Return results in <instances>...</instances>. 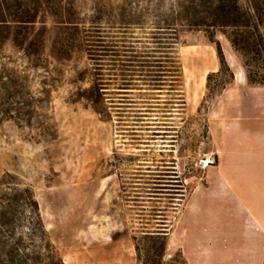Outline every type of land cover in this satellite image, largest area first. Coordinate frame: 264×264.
Masks as SVG:
<instances>
[{
  "label": "rangeland",
  "instance_id": "1",
  "mask_svg": "<svg viewBox=\"0 0 264 264\" xmlns=\"http://www.w3.org/2000/svg\"><path fill=\"white\" fill-rule=\"evenodd\" d=\"M72 2L81 17L91 15V0ZM240 3L247 6L246 0ZM60 20L42 13L31 26L44 42L38 66L9 40L0 53V65L24 76L35 98L29 126L0 122V177L10 173L32 189L65 264H194L189 198L196 183L216 176L203 171L219 164L218 155L221 164L235 166L230 179L235 199L258 188L264 176V86L247 82L241 56L217 31L235 80L222 92H208L207 74L219 66L216 44L202 31L186 32L175 49L179 91L158 94L138 86L143 90L127 95L136 106L119 102L120 71L106 70L113 56L105 52L99 62L110 114L104 109L99 114L82 98L94 66L85 47L70 49L71 30ZM156 97L163 102L147 113L150 118L131 108L144 110L145 101ZM175 97L185 104L172 105L180 101ZM168 110H174L170 116ZM156 128L169 131L157 134ZM204 156L214 162L202 168ZM220 193L215 184L213 194ZM145 231L167 235L163 256L147 248L162 236L144 240Z\"/></svg>",
  "mask_w": 264,
  "mask_h": 264
},
{
  "label": "trees",
  "instance_id": "2",
  "mask_svg": "<svg viewBox=\"0 0 264 264\" xmlns=\"http://www.w3.org/2000/svg\"><path fill=\"white\" fill-rule=\"evenodd\" d=\"M246 2L247 6L240 0H91L92 13L84 19L72 0H0V53L9 40L32 66H38L44 42L31 26L42 13L62 19L58 22L71 30L67 39L70 49L85 47L94 66L88 71L91 80L82 98L99 114L102 109L110 114L103 102L106 91L101 72L105 69L99 62L105 52L111 51L108 55L116 57L108 60L112 67L106 70L120 71L119 102L128 100V106H136L137 101L127 95L133 88L143 90L138 86H147L158 94L179 91L181 67L176 44L183 33L202 31L216 44L219 61L218 69L207 74L206 89L222 92L234 82L235 74L216 38L217 31H221L241 56L247 82L264 86V0ZM138 30L146 35H135ZM104 42H111V48H106ZM161 98L145 101L148 105L142 107L144 110L131 108H138L139 116L148 117L147 113L163 102ZM173 100L180 101L170 102L172 105L185 104L183 97ZM34 102L26 78L15 69L0 65V122L12 120L29 126ZM172 111L164 113L170 116ZM156 129L152 131L157 134L169 131ZM153 236L162 237H158V245L148 246V251L156 250L163 256L167 235L145 231L141 238L148 240ZM136 248L139 250L138 244ZM0 264H65L51 241L32 189L22 186L10 173L0 177Z\"/></svg>",
  "mask_w": 264,
  "mask_h": 264
},
{
  "label": "crops",
  "instance_id": "3",
  "mask_svg": "<svg viewBox=\"0 0 264 264\" xmlns=\"http://www.w3.org/2000/svg\"><path fill=\"white\" fill-rule=\"evenodd\" d=\"M218 159L217 166L203 171L216 176L196 183L189 198L195 213L194 264H264V176L258 188L235 199L230 179L236 167ZM215 184L218 195L213 194Z\"/></svg>",
  "mask_w": 264,
  "mask_h": 264
},
{
  "label": "built area",
  "instance_id": "4",
  "mask_svg": "<svg viewBox=\"0 0 264 264\" xmlns=\"http://www.w3.org/2000/svg\"><path fill=\"white\" fill-rule=\"evenodd\" d=\"M214 160L211 158H207V156H204L201 160H200V165L202 168L204 167H208L210 164H213Z\"/></svg>",
  "mask_w": 264,
  "mask_h": 264
}]
</instances>
